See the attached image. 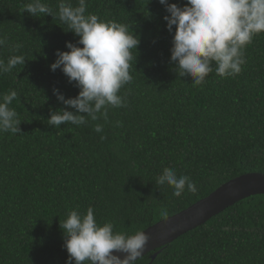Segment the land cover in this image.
<instances>
[{
	"label": "trees",
	"instance_id": "16d2710c",
	"mask_svg": "<svg viewBox=\"0 0 264 264\" xmlns=\"http://www.w3.org/2000/svg\"><path fill=\"white\" fill-rule=\"evenodd\" d=\"M29 2L0 0V59L25 58L0 75V95L17 92L10 107L21 123L19 133L0 132V264H67L60 221L71 211L84 215L92 207L98 224L131 235L235 178L264 174V33L243 50L238 75L213 70L193 86L171 63L175 26L170 33L159 0H87V13L127 25L140 40L132 79L119 93L126 106L110 107L107 122L56 128L47 124L50 110L64 105L53 89L66 98L79 89L50 66L57 50L69 51L66 44L79 37L58 18L23 12ZM42 2L58 11V0ZM169 3L183 7L187 0ZM97 123L103 132L94 131ZM164 168L190 177L197 191L175 197L170 186L157 185ZM157 252L136 264H264V195L235 204L153 259Z\"/></svg>",
	"mask_w": 264,
	"mask_h": 264
},
{
	"label": "clouds",
	"instance_id": "9594fccd",
	"mask_svg": "<svg viewBox=\"0 0 264 264\" xmlns=\"http://www.w3.org/2000/svg\"><path fill=\"white\" fill-rule=\"evenodd\" d=\"M159 3L169 14L164 17L168 31L172 33L175 26L171 63L178 78L191 77L193 86L203 85L213 70L223 78L238 75L246 63L243 50L255 36L264 33V0H187L183 7L170 4L169 0ZM57 7L58 11H54L42 0H30L22 8L36 18H58L68 32L79 37L75 44H66L69 51L57 50V59L50 66L53 72L60 69L79 93L66 98L54 88L53 95L64 108L50 110L47 124L59 128L66 124L80 126L89 119L107 122L110 107L126 106V97L119 93L132 79V50L137 49L140 40L127 25L105 22L96 14L87 13V0H78L75 7L58 0ZM5 43L6 37H0V47ZM19 47L15 46L17 50ZM23 64L22 55H12L6 63L0 59V75ZM16 98L17 92L11 89L0 95V132H20L18 114L10 107ZM94 131L103 132V125L97 123ZM156 184L170 186L175 197L197 191L190 177H178L170 168L163 169ZM60 227L65 237L63 247L69 254L67 264H73V260L75 264H136L149 242L143 231L128 235L114 231L111 222L101 226L92 207L84 215L71 211L60 221ZM117 253L124 254L123 258Z\"/></svg>",
	"mask_w": 264,
	"mask_h": 264
},
{
	"label": "water",
	"instance_id": "95a60500",
	"mask_svg": "<svg viewBox=\"0 0 264 264\" xmlns=\"http://www.w3.org/2000/svg\"><path fill=\"white\" fill-rule=\"evenodd\" d=\"M260 195H264V174L262 173L246 174L225 183L207 198L143 231L149 237V242L143 256L138 260L159 250L152 257L155 259L162 248L180 237L205 225L235 204ZM117 254L123 258L124 254Z\"/></svg>",
	"mask_w": 264,
	"mask_h": 264
}]
</instances>
